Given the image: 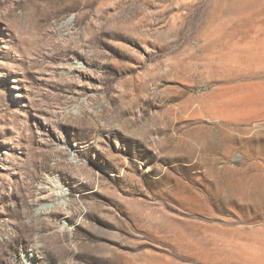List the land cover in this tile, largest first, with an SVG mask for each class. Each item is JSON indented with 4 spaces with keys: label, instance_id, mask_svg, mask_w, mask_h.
<instances>
[{
    "label": "rangeland",
    "instance_id": "374dc122",
    "mask_svg": "<svg viewBox=\"0 0 264 264\" xmlns=\"http://www.w3.org/2000/svg\"><path fill=\"white\" fill-rule=\"evenodd\" d=\"M25 258L264 264V0H0V264Z\"/></svg>",
    "mask_w": 264,
    "mask_h": 264
},
{
    "label": "bare ground",
    "instance_id": "6f19581e",
    "mask_svg": "<svg viewBox=\"0 0 264 264\" xmlns=\"http://www.w3.org/2000/svg\"><path fill=\"white\" fill-rule=\"evenodd\" d=\"M55 182V180L53 181ZM53 184V183H52ZM59 194V193H58ZM53 204V203H52ZM52 204H47L46 207H49L51 206ZM22 264H31L29 260H27L26 258L23 260V263Z\"/></svg>",
    "mask_w": 264,
    "mask_h": 264
}]
</instances>
